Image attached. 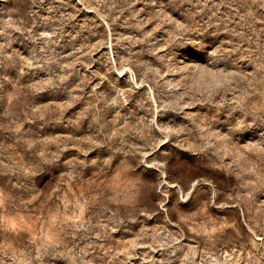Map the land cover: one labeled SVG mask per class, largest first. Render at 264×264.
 <instances>
[{"label":"rangeland","instance_id":"obj_1","mask_svg":"<svg viewBox=\"0 0 264 264\" xmlns=\"http://www.w3.org/2000/svg\"><path fill=\"white\" fill-rule=\"evenodd\" d=\"M0 264H264V0H0Z\"/></svg>","mask_w":264,"mask_h":264}]
</instances>
